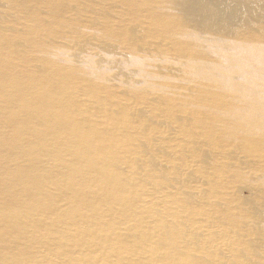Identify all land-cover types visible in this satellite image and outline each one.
I'll use <instances>...</instances> for the list:
<instances>
[{
	"label": "bare ground",
	"instance_id": "6f19581e",
	"mask_svg": "<svg viewBox=\"0 0 264 264\" xmlns=\"http://www.w3.org/2000/svg\"><path fill=\"white\" fill-rule=\"evenodd\" d=\"M0 264H264V0H0Z\"/></svg>",
	"mask_w": 264,
	"mask_h": 264
}]
</instances>
